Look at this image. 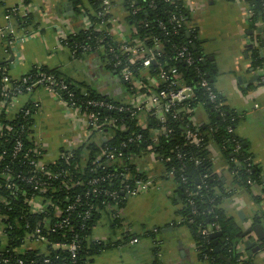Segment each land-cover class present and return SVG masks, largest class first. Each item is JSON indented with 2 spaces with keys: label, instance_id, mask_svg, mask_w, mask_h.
Masks as SVG:
<instances>
[{
  "label": "trees",
  "instance_id": "1",
  "mask_svg": "<svg viewBox=\"0 0 264 264\" xmlns=\"http://www.w3.org/2000/svg\"><path fill=\"white\" fill-rule=\"evenodd\" d=\"M2 1L5 2L7 0ZM241 1L248 7L250 12L251 27L257 31L259 23H263L264 25V0ZM23 2L24 5H30L32 0H23ZM60 2L62 6H65L67 2H70L73 6L74 13L69 16L75 28V34L71 35L64 42L65 46L70 49L72 57L79 59L85 55H97L103 59L107 70L111 73L115 72V76L119 78L124 67L115 68L113 63L111 64L110 62L109 65L105 60L111 61L115 55L123 61L127 59L126 56L119 54L117 50H115L113 55L109 51L102 50L103 47L108 48L110 45H114L107 31L100 26L101 20L93 15L98 9L100 1L60 0ZM145 2L144 0L143 3ZM78 4L85 5L92 20L93 27L88 30L83 26V15L77 9ZM122 6L127 9L129 0H123ZM14 10L16 12L8 9L7 13L13 14L15 27L19 30H24L33 26V14L23 15L19 12L18 7ZM165 10L169 11L172 16L176 15L181 19L185 24V28L192 22L191 12L182 0H172L169 6H159L158 13L155 15L164 17L163 12ZM145 19L146 17L140 14L137 17H130L127 21L130 24H135L137 21ZM150 33L157 35L159 38L166 37V41L167 39L170 40L169 45H171V42L186 44L191 41L192 45H190V48L196 58L202 56L207 59L201 50L196 52L192 48L193 44L198 45V38L194 37L198 36V30L195 32V35L193 34L191 39L188 38L184 31L180 32L179 36L167 37L156 30L141 29L139 35L146 37ZM169 45L165 51L167 57L162 59V64L167 67H178L184 74V82L186 84L193 83L196 86L198 78L195 69L187 67L180 61H176L174 59L175 53ZM84 46H90V49L84 51ZM263 51L264 30L258 38L256 45L249 50L253 68H263ZM198 66L208 74L207 78L214 87V72L211 69L210 62L207 65L202 62ZM138 68L140 66L136 68V71ZM39 72L53 74L70 84L72 91L75 93L74 102L78 105L84 104V111H86L85 105L89 100L101 99L113 101L87 85L74 84L71 80L62 77L58 70L36 68L29 74L36 75ZM209 73H211V76ZM5 76H8V72L4 68V64L0 63V86L4 85L2 81ZM124 86L126 94H131L129 91L130 85L124 83ZM86 94L87 96H85ZM60 95L63 99H68L65 93ZM196 98L197 100L193 103L195 115L196 110L202 106L206 109L209 116L208 123H199L198 125L205 138L204 142L199 146L188 144L185 141L187 131L186 115H181L179 119H174L172 115H168L165 126H161L156 118L149 114L146 129H138V122L129 114L123 113L118 115L119 126L124 125L126 129L125 131L110 130L109 132H111L112 137L110 140L103 142V145L119 149L121 143L126 141L127 137L133 133L138 132L143 135L141 140L126 149L120 150L121 155H123L121 157L123 158V163L109 164L110 173H114V175L103 186L106 189L109 188L110 192L116 191L121 200L116 201L112 197L106 196L90 197L87 201H84V205L81 208L71 212L68 211V208L74 204L78 195H84L87 189H90V180L95 177L106 176L108 173L106 171L95 175L91 172L96 157L102 152V147L98 143L90 141L88 144H84L75 150L65 151L57 159L48 162L45 171L37 174L38 180L49 182V185L35 190L25 179L32 176L29 165L30 160H37L38 162L46 161L44 150L40 149L39 153L35 152L38 149L33 137L36 107L27 105L25 108L31 110V114L25 116L24 113H19L12 120L7 119L3 114L0 117V125L3 126L0 132V167L2 171L5 168L9 170L8 172L5 171V175H0V227L3 225L7 226L5 237L0 236V245L6 249V252L0 257L1 260L6 258L16 259L12 262L13 264H16L17 260H22L25 264H92L95 258L112 246L110 243L107 244L92 239L93 231L102 213L107 212L111 217L113 216L116 228L123 226V220L117 215L128 200L124 199L127 193L122 192V173H138L136 172V167L132 164V159L142 152H154L160 155L165 172L173 173L170 178H173L171 181L176 184V190L172 199L174 203L181 206L179 210L181 221L177 224L190 231L197 245L199 260L203 264H252L253 258L247 259L245 254L241 253L239 249V244L244 240L242 236L243 228L236 223L234 218L229 216L224 207L226 200L236 191L227 189L223 178L216 172L214 159L211 157L210 146L216 147L219 154L229 163L233 185L238 189L253 192V187L261 183L259 169L254 164L253 157L248 153L243 141L235 134L239 121L238 114L230 111L226 105L221 110H216L214 105L206 102L207 97L201 89L196 90ZM2 101L3 98H0V102ZM5 101V105L11 102L6 99ZM221 101L224 102L222 96ZM222 113L224 114L223 116L221 115ZM233 118H235L234 122L231 121ZM164 127L166 130L172 129L173 132L167 136ZM229 127L233 129L231 133L229 132ZM11 128H13V131H11ZM18 140L24 143V147L18 153V156L14 158V148ZM238 143L241 144V150L239 153H235V146ZM69 155L72 156L70 159L68 158ZM168 158H171V161H167ZM66 173L69 175H66ZM20 175L24 177V180L21 177L19 178ZM168 177V175L161 176L162 179H167ZM9 185H11V188H9ZM34 196H41L45 201H48L49 207L45 213L33 212L30 202ZM255 200L257 203L261 201L259 197H255ZM104 201H107V207L103 205ZM85 203L95 206L89 218H84V212L86 211ZM68 217H70V225H67L63 229H54L55 224ZM262 218L264 220L263 216L261 219L256 218L255 221L260 223ZM212 224L219 226V232H222L225 239V242L220 243L219 246L215 245L214 240L209 236L203 234V231ZM37 229L43 231L49 242L46 252L26 247L28 240L32 239L33 233ZM156 234L153 231L147 232V236L154 240ZM73 240H76L80 246L77 258L75 259L68 250H54L50 246L55 243L70 244ZM124 240L129 239L125 238ZM217 248L219 249L218 251ZM262 248L264 250V242L262 243ZM159 250L160 247L156 246L155 252L159 253Z\"/></svg>",
  "mask_w": 264,
  "mask_h": 264
},
{
  "label": "crops",
  "instance_id": "2",
  "mask_svg": "<svg viewBox=\"0 0 264 264\" xmlns=\"http://www.w3.org/2000/svg\"><path fill=\"white\" fill-rule=\"evenodd\" d=\"M182 1L191 12L192 24L198 30L203 49L210 57H215L210 62L215 72L214 87L228 109L238 114L235 134L252 155L261 177V183L253 187V192L236 188L229 163L215 147L216 172L227 189L236 191L224 207L243 232L256 225H261L264 230L263 218L260 223L255 221L264 216V66L253 68L249 52L258 42L264 25L259 23V29L253 30L248 7L241 0H202L206 2L203 11L206 10L208 15L206 12L199 15L198 11L202 9L198 10V6H204L199 3L201 0ZM22 6L23 0L0 3V29L12 25L14 31V37L0 40V63L4 64L12 81L36 68H47L58 70L74 84L87 85L116 102L127 99L124 83L115 72L107 70L101 57L73 58L70 49L59 41L56 26L65 16L60 0H32L27 11L34 15V24L19 30L14 26L15 21H8L6 15L8 9ZM213 11L217 13L211 18ZM69 21L73 25L71 17ZM262 55L264 57V51ZM257 76L260 79L253 81ZM27 105L36 107L33 137L45 151L46 161L55 160L65 151L92 141L84 117L65 105L61 95L41 89L17 97L7 105L0 102V117L4 114L12 120ZM196 119L200 124L209 122L204 107L196 110ZM145 165L155 166L148 161ZM175 190L176 184L170 182L164 184L161 191L152 190L140 197L129 198L119 211L123 220L121 228L114 226L113 216L103 212L92 239L112 246L92 264H203L190 231L177 224L181 221V206L173 202ZM255 197L261 201L257 203ZM148 231L157 233L155 240L147 236ZM125 238L129 240L125 241ZM249 239L258 240L257 233L253 231ZM156 246L160 247L159 253L155 252ZM239 249L250 259L243 242ZM252 264H264V251L253 257Z\"/></svg>",
  "mask_w": 264,
  "mask_h": 264
},
{
  "label": "built area",
  "instance_id": "3",
  "mask_svg": "<svg viewBox=\"0 0 264 264\" xmlns=\"http://www.w3.org/2000/svg\"><path fill=\"white\" fill-rule=\"evenodd\" d=\"M2 0H0V3ZM97 1V0H91ZM99 7L93 13L97 19L101 20V27L105 29L112 40L114 46L110 45L108 48L103 47V51H109L110 54H114L115 50L119 54L126 56L125 61L120 59L117 55L114 56L113 60L106 59V63L110 65L113 63L115 68L123 66L120 73V79L124 83L130 85V93L124 101H109L101 99L89 100L86 103V111L83 110V105L74 102L73 98L75 93L72 91L70 84L61 78H57L53 74L45 72H39L36 75L27 74L19 80L12 81L9 76L3 78V86H0V98H3L2 104H6V100L13 101L17 97L31 94L34 91L41 89L51 94H62L65 93L68 99H63L65 105L73 109L77 114L83 116L86 123V128L89 130L91 140L98 143L102 147V152L99 154L95 161L91 172L98 175L100 172H108L106 176L95 177L90 180L89 188L84 195H78L74 204H72L68 211H75L84 205V201H87L90 197H112L113 200H121L117 192H110L103 185L111 179L114 173H110L109 164H120L123 163V155L120 150L126 149L130 145L136 143L143 138V135L135 132L131 136L127 137V140L121 143L119 149L115 147L103 145L105 141L111 139L110 130H123L125 126L118 124V115L127 113L132 118H135L137 128L146 129L148 126V115L151 114L156 118L161 126H165L168 119V115H172L174 119H179L181 115L187 116L186 121V134L185 141L188 144L199 146L205 138L201 133L197 122L195 109L193 107L196 98V90L201 89L206 95V102L214 105L216 110H221L225 102L221 101V94L213 87L205 73L198 65L199 63L205 62V58L199 56L196 58L194 53L191 51L190 45L192 42L186 44H179V42H171L166 37L159 38L157 35L150 33L146 37L139 35L141 29L157 31L164 34V36H179L180 32H185L186 35L190 34L191 37L197 31L196 27L193 26L192 22L185 28L184 22L179 19L176 15L165 10L164 17H158L155 14L158 12V8L161 5L169 6L172 0H129V6L126 9L122 6L123 0H99ZM139 1V3H138ZM142 2V3H141ZM70 3L67 2L66 5ZM71 4V3H70ZM66 5L63 6V14L65 23L57 24V31L59 41L64 43L69 39L71 35L75 34V29L70 24L69 15L66 12ZM72 5V4H71ZM16 8V7H15ZM12 8L13 11H15ZM29 5H24L19 8V12L23 15L28 14ZM73 8V6H72ZM88 8V7H87ZM77 9L83 15V26L85 29L93 27L92 20L84 4H78ZM28 10V11H27ZM8 11V10H7ZM16 12V11H15ZM142 14L146 17L145 20L137 21L135 24L128 23L127 19L130 17H137ZM166 14V15H165ZM6 19L8 21L13 20V14L7 13ZM72 27V28H71ZM14 37V31L12 25H8L5 28L0 29V40H6L7 37ZM198 38V36H194ZM11 44V40H10ZM174 51L176 61L184 63L187 67L195 69L196 76L198 78L197 85L193 83L186 84L183 79V73L178 67H167L162 64V59L167 57L165 51L168 47ZM90 46H84L83 50L87 51ZM172 59V58H171ZM138 70L136 71V68ZM13 82V83H12ZM87 96V94L85 95ZM93 109V111H92ZM99 110V111H98ZM91 111V112H88ZM102 112V113H101ZM24 113L25 116L31 114V110L25 107L19 112ZM117 114V115H116ZM224 115L223 113L221 114ZM235 121V118L231 120ZM3 126L0 125V132ZM35 129V126H34ZM165 129V134L170 135L173 130ZM229 132L233 131L232 127H229ZM13 131V128H11ZM34 133V132H33ZM156 140V137H155ZM37 143V142H36ZM40 146L37 143L36 153L40 152ZM24 143L18 140L14 148L13 157L16 158L18 153L23 150ZM241 150V144H236L235 153H239ZM211 157L215 158L214 147L210 146ZM179 157L180 154H178ZM30 156V155H26ZM72 156L69 155L70 159ZM153 163L155 166L145 165L146 162ZM167 161H171L168 158ZM48 162H38L37 160H30V172L32 176L25 178L26 181L38 190L40 187H46L49 182H42L37 179V174L47 169ZM163 161L158 153L154 152H142L138 156L132 159V164L136 167L138 173H122L123 189L122 192L127 193L126 198L139 197L149 191L156 190L161 191L166 183H173L171 180L173 173H166L163 166ZM8 168L2 171L0 167V175H5V171L8 172ZM165 172V173H164ZM124 174V175H123ZM66 175H69L66 173ZM169 176L167 179H162L161 176ZM24 180L21 175L19 178ZM11 188V185H9ZM31 208L34 213H45L48 210L49 203L45 201L41 196H34L31 199ZM104 206H108L107 201L103 202ZM86 211L84 212V218H89L95 209V206L90 203H85ZM119 217H122L118 212ZM67 225H70V217L55 224L54 229H63ZM7 226L3 225L0 227V236L5 237ZM56 231V230H55ZM219 232V226L216 224L210 225L203 231L205 236H211V234ZM49 242L41 229L34 231L32 239H29L27 246L33 249H39L43 252L47 251ZM54 250H68L73 258H77L78 251L80 249L79 243L73 240L70 244L55 243L50 245ZM6 252L0 245V257ZM16 259L6 258L1 260L0 264H13L12 262ZM2 262V263H1ZM48 263V261H47ZM16 264H25L22 260H17Z\"/></svg>",
  "mask_w": 264,
  "mask_h": 264
},
{
  "label": "water",
  "instance_id": "4",
  "mask_svg": "<svg viewBox=\"0 0 264 264\" xmlns=\"http://www.w3.org/2000/svg\"><path fill=\"white\" fill-rule=\"evenodd\" d=\"M66 12H67L68 15H73V13H74L72 5L70 3H68L66 5ZM187 36H188L189 39H191V35L190 34H187ZM192 48L196 52H198V50H199L197 44H193ZM204 51L201 50V52H204ZM214 60H215V57H208L205 60L204 64L207 65L208 62H212ZM209 75L211 76V73H209ZM254 79L255 80H253V81H257V80L260 79V76H257ZM253 81H251V83ZM170 230L173 231L174 229H170ZM253 231H255L257 233V236H258V240H256V241H252L251 239H249L250 235L252 234ZM242 236L244 238V240L242 242H243L244 247H245L246 251L248 252V255H249L250 258H253L256 254H259L260 252L264 251L263 248H262V243L264 242V230H263L261 225L253 226L251 229H248V230L242 232ZM210 238L212 240H214V244L217 245V246H219L220 243L225 242V239L223 238L222 232L213 233V234H211ZM218 250L219 249L217 248V251Z\"/></svg>",
  "mask_w": 264,
  "mask_h": 264
},
{
  "label": "rangeland",
  "instance_id": "5",
  "mask_svg": "<svg viewBox=\"0 0 264 264\" xmlns=\"http://www.w3.org/2000/svg\"><path fill=\"white\" fill-rule=\"evenodd\" d=\"M201 5L203 4L204 6L203 7H201V6H198V10H201V11H198L199 12V15L201 14V13H205L206 12V15H208L207 14V11L205 10V11H203V9H205V5H206V2L204 1V2H202V0H201V2H199ZM217 12L216 11H213L211 14H210V17L211 18H213L214 16H215V14H216ZM140 197V196H139Z\"/></svg>",
  "mask_w": 264,
  "mask_h": 264
},
{
  "label": "flooded vegetation",
  "instance_id": "6",
  "mask_svg": "<svg viewBox=\"0 0 264 264\" xmlns=\"http://www.w3.org/2000/svg\"><path fill=\"white\" fill-rule=\"evenodd\" d=\"M198 41H199L198 42V49L204 51L205 49H203V43L200 42L199 38H198ZM203 53L206 55L207 58L210 57L208 52L204 51Z\"/></svg>",
  "mask_w": 264,
  "mask_h": 264
}]
</instances>
